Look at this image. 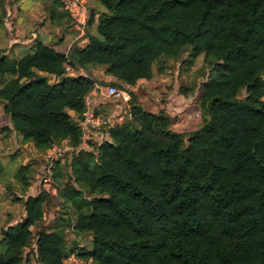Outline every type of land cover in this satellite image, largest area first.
Listing matches in <instances>:
<instances>
[{"label": "trees", "instance_id": "16d2710c", "mask_svg": "<svg viewBox=\"0 0 264 264\" xmlns=\"http://www.w3.org/2000/svg\"><path fill=\"white\" fill-rule=\"evenodd\" d=\"M97 3L102 11L87 23L94 34L67 52L40 41L18 59L0 51V78L11 77L0 86V118L9 125L0 134L15 133L40 156L62 141L76 146L69 112L80 116L98 84L91 70L125 89L151 80L155 65L163 73L185 48L191 58L203 54L210 70L199 98L202 127L173 132V119L133 97L129 121L107 129L109 140L56 166L60 218L75 211V234L91 237L80 256L94 264H264V0ZM52 4L51 19L67 21L58 0ZM65 64L87 77H65ZM33 179L28 163L5 187L23 217L3 231L0 264H28L29 255L36 264H64L68 254L66 226L48 230L43 222L49 193L25 195Z\"/></svg>", "mask_w": 264, "mask_h": 264}, {"label": "crops", "instance_id": "0c3cea01", "mask_svg": "<svg viewBox=\"0 0 264 264\" xmlns=\"http://www.w3.org/2000/svg\"><path fill=\"white\" fill-rule=\"evenodd\" d=\"M85 1L89 7V12L102 11L101 7H96L92 2L91 5L93 6H91L89 5L88 0ZM53 9L54 6L52 4V0H31V3H28L25 0H0V51H5L8 57L18 59L23 53L29 51L34 46V44L39 41L47 47H54L64 52L69 51L71 46L78 40L79 36L77 35L76 30L71 27L69 19L65 22L59 21L57 18L51 19L49 13ZM58 11L64 12L62 9H58ZM86 32L89 34H94L95 27H88ZM34 41L36 42L34 43ZM81 47H84V45H81ZM91 71L92 77L98 81L97 85L101 87L108 84H118L114 78L105 75L103 69H93ZM10 78L11 77L9 75L0 78V86ZM159 82L165 84V79L155 76L153 73L151 80H140L133 87H124L128 90L129 95L137 100L138 104L144 105L145 102L149 100L152 105L158 106L159 113L165 114L170 118L171 115H175L177 118H180V128H186V125L188 126L190 124L188 120L189 116H187V113L190 109V101H185L183 97H178L177 99L170 97L169 93L166 91L167 89L165 91L161 90L160 98L152 97L151 94L157 92V89L160 86ZM91 94L90 102L94 112L100 114L108 113V106H106V104L103 102V99L105 98L103 96V91L95 90ZM2 114L3 110L2 105L0 104V117ZM69 114L71 117L74 116V113L72 112H69ZM128 121L129 111H127L126 118H124V120L121 122L123 124ZM109 122V128H111L113 125H116L112 120H109ZM5 126L9 127L8 124ZM104 133H102L103 136ZM99 135L101 134L93 136L91 141L93 144L95 143L96 145H99L102 142L103 138L99 139ZM107 140H109V137L108 139H105V141ZM89 148L92 149L91 143ZM25 152H27L29 156H27L25 162L22 163V165H27L30 159L28 157H30V155L33 156L32 154H35L33 145L30 143L21 144L20 137L15 133L10 134L9 136L3 135L2 137L0 134L1 169L3 167L2 160H13L14 156L15 158L20 155L24 156ZM13 180L14 175L7 185L11 182L13 184ZM0 193L1 196L6 194L5 186H3L1 183ZM27 195H31L30 187L27 190ZM0 198L4 199L3 197ZM87 236L89 239L87 246H91L90 236Z\"/></svg>", "mask_w": 264, "mask_h": 264}, {"label": "rangeland", "instance_id": "374dc122", "mask_svg": "<svg viewBox=\"0 0 264 264\" xmlns=\"http://www.w3.org/2000/svg\"><path fill=\"white\" fill-rule=\"evenodd\" d=\"M25 1L28 3H31V0H25ZM91 2L96 7L100 8V6L97 3V0H88L89 5H91ZM35 42L36 41H34V43ZM188 51L189 50L185 48V50L178 56L176 60L171 61L167 65V68L165 69L163 73H159L156 65L153 66L154 75L165 79V82H164L165 84H162L161 82H159L160 86L158 87L157 92L151 94L152 97L160 98L161 90L165 91L167 89L166 91L169 93L170 97H174L175 99H177L178 97H183L185 101L186 100L190 101L191 103L190 109L187 113V116H189L188 120L190 124L188 126L186 125V128L184 129L180 128L181 126L180 118H177L175 115L173 116L171 115V119H173V125L171 127V130L173 132L182 133L184 135H189L202 127L203 114L201 113V109L199 105V98L202 92L201 91L202 84L208 81V74L210 70L209 65L205 63L204 61L203 54L199 55L198 57L194 59L189 56ZM8 58L10 60H14V58L12 57H8ZM90 75L92 76V71H90ZM115 87L120 88V86H115ZM125 90L128 92L126 88ZM130 98L131 99L128 103H125L123 101H116V100L104 98L103 102L106 104V106H108V111H107L108 113H103L106 121L112 120L114 121V124L116 125L122 124L121 121H123L124 118H126L127 111L130 110V102L132 101L131 95H130ZM241 98H243V96ZM140 106H142V108L147 112H150L153 114L159 113L158 106L152 105L149 100L146 101L144 105H140ZM207 119L209 121L208 116H207ZM6 122H7V119L5 117H3L0 120V129L3 128L7 124ZM3 135L4 133L1 134V137ZM99 136H100L99 139L103 138L102 142H104L105 139H108L107 132L104 133V136L102 134ZM95 146L97 145L91 142V147L95 148ZM32 155L33 156L30 155V157H28L30 158L28 162L33 166V170H34V179L31 182L30 188H31V195H36L37 193H39L40 190L41 191L43 190L39 180L36 179V175L40 173V170H41L42 158L40 155H37L36 153ZM27 156H29V154L25 152L24 156L20 155L17 158H15L14 156L13 160H2L3 167L2 169L0 168V183L3 186L5 187L7 186V183L12 179L17 168L22 166V163L25 162V159L27 158ZM10 184H12V182ZM17 185L18 184L14 185L16 192L14 193L13 197H16V195H19L18 193L21 190V187ZM59 186H62V185H59ZM74 187L76 190L82 191L86 195V191H84L81 188H77L76 186ZM25 195H27V191L25 192ZM50 196H51L50 198H52V202L47 210V213L45 214V218L43 221L44 225L48 228V230H54L57 228L63 230V228L66 226V228L63 231L66 234L68 249L75 248L82 244L86 248L89 249L90 245L87 246V243H89L88 236L84 235V236H81V238H77L75 234L71 233L70 227L67 226V225H71L72 221H75L76 219L75 211L72 208L71 209L68 208L65 210L66 214H63L61 217L65 219L66 221L63 224L60 218V215H61L60 214L61 204L59 205L60 200L58 201L55 196H52V195ZM0 197L4 198V199L0 198V240H1L3 236V231L6 230L10 226L16 225V223H19L22 220L23 213H22L21 205L19 203L13 202L7 194H4V196H1V193H0ZM4 246H5L4 243L1 242L0 251H2ZM26 253L30 254L31 253L30 249L24 250V254ZM29 259L30 260L28 264H36V262L31 257V255H29Z\"/></svg>", "mask_w": 264, "mask_h": 264}, {"label": "built area", "instance_id": "2783aa9c", "mask_svg": "<svg viewBox=\"0 0 264 264\" xmlns=\"http://www.w3.org/2000/svg\"><path fill=\"white\" fill-rule=\"evenodd\" d=\"M58 2L61 4L62 10L68 15L70 25L73 29L76 30L77 35L79 36L78 39H80L86 33L90 14L89 7L86 1L58 0ZM64 76L75 79L78 77L85 78L87 77V74L80 68H74L69 64H65ZM36 77L46 78L48 84H57L59 81V78L49 77L43 73H37ZM95 90H102L103 96L106 99L123 101L125 103H128L131 99L129 93L125 89L117 88L113 85L108 84L103 87L95 85L93 91ZM91 93H89L84 99L82 114L80 116L74 114L73 116L75 124L80 131V139L78 145L73 146L68 141H62L58 144H52L41 156V170L40 173L36 175V179L39 180L44 191H48L49 195L55 196L56 198L58 192L63 188V186H59L54 180V170L56 166H62L67 163L79 150H85L89 148L94 135L102 134L104 133V130L106 132V130L109 129V120L106 121L103 114L94 112V109L90 102V97L92 95ZM61 203L62 202L60 201L59 205ZM74 224L75 221H72L70 225V231L73 234H75ZM76 237L80 238V236L78 235H76ZM85 248L86 247L82 244L75 248L69 249L68 254L63 260L64 264H94L91 258L85 259L80 256V253ZM87 249L88 248H86L85 250Z\"/></svg>", "mask_w": 264, "mask_h": 264}]
</instances>
